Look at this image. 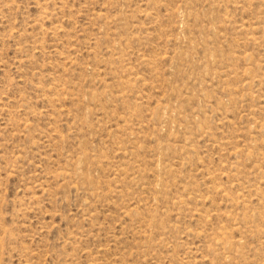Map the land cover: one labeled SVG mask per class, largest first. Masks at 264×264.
Segmentation results:
<instances>
[{"label":"rangeland","instance_id":"1","mask_svg":"<svg viewBox=\"0 0 264 264\" xmlns=\"http://www.w3.org/2000/svg\"><path fill=\"white\" fill-rule=\"evenodd\" d=\"M0 264H264V0H0Z\"/></svg>","mask_w":264,"mask_h":264},{"label":"bare ground","instance_id":"2","mask_svg":"<svg viewBox=\"0 0 264 264\" xmlns=\"http://www.w3.org/2000/svg\"><path fill=\"white\" fill-rule=\"evenodd\" d=\"M181 11H182V10H181ZM185 40H186V39H185ZM176 52H177V51H176ZM216 59H217V58H216ZM224 63H225V62H224ZM222 65H223V64H222ZM234 70H235V69H234ZM138 80H139V79H138ZM158 107H159V106H158ZM160 110H161V109H160ZM165 115H166V114H165ZM155 117H156V116H155ZM157 119H158V118H157ZM82 162H83V161H82ZM135 178H136V177H135ZM136 179H137V178H136ZM135 181H136V180H135ZM224 233H225V232H224ZM221 237H222V236H221ZM221 237H220V238H221ZM225 237H226V235H225ZM223 239H224V238H223ZM227 240H230V239H229V236L227 237ZM220 241H221V240H220ZM230 241H232V240H230ZM230 241H226V239H224V242H223L224 245H223V246H225L226 244H229ZM220 243H222V242H220ZM237 243H238V242H237ZM227 247H228V246H227ZM231 247H232V245H231ZM228 249H229V248H228ZM229 250H230V249H229ZM229 250H228V251H229Z\"/></svg>","mask_w":264,"mask_h":264}]
</instances>
